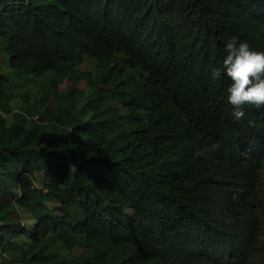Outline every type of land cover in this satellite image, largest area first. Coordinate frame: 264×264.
I'll return each instance as SVG.
<instances>
[{
    "label": "trees",
    "instance_id": "1",
    "mask_svg": "<svg viewBox=\"0 0 264 264\" xmlns=\"http://www.w3.org/2000/svg\"><path fill=\"white\" fill-rule=\"evenodd\" d=\"M233 38L264 50V0H0V263L264 264V109L235 121L212 75Z\"/></svg>",
    "mask_w": 264,
    "mask_h": 264
},
{
    "label": "clouds",
    "instance_id": "2",
    "mask_svg": "<svg viewBox=\"0 0 264 264\" xmlns=\"http://www.w3.org/2000/svg\"><path fill=\"white\" fill-rule=\"evenodd\" d=\"M226 75L228 103L235 121L245 118V106L264 109V50L253 48L247 41L233 38L225 45L222 69H214V79Z\"/></svg>",
    "mask_w": 264,
    "mask_h": 264
},
{
    "label": "rangeland",
    "instance_id": "3",
    "mask_svg": "<svg viewBox=\"0 0 264 264\" xmlns=\"http://www.w3.org/2000/svg\"><path fill=\"white\" fill-rule=\"evenodd\" d=\"M22 106H23V104L20 101L16 100L13 103V107L15 109H21ZM41 184H42V173L40 172V173L36 174V185L37 186H41ZM13 197L17 198L18 197V193L15 192ZM49 204H50V206H52L51 203H49ZM17 208L19 209L20 213L22 214L25 230L28 231V232H33L34 225H35V222H34L33 218L28 213V211L23 209L21 206L17 205ZM29 244H30V241L28 239H26V238L25 239L23 238L16 245V249L20 250L22 248H27L29 246ZM52 249H53L54 252H58L59 254L65 255L67 257L69 256V252L67 250L63 249L61 246H59V244L54 239H52ZM72 254L74 256L78 257V256L81 255V251H80L79 248H75V250L73 251ZM13 264H22V263L15 262Z\"/></svg>",
    "mask_w": 264,
    "mask_h": 264
}]
</instances>
